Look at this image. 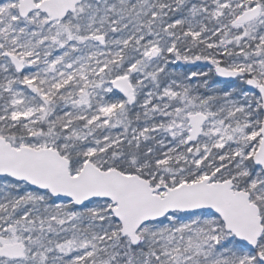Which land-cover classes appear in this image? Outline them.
Listing matches in <instances>:
<instances>
[{
	"label": "snow or ice",
	"instance_id": "6c2138e0",
	"mask_svg": "<svg viewBox=\"0 0 264 264\" xmlns=\"http://www.w3.org/2000/svg\"><path fill=\"white\" fill-rule=\"evenodd\" d=\"M0 264H264V0H0Z\"/></svg>",
	"mask_w": 264,
	"mask_h": 264
}]
</instances>
